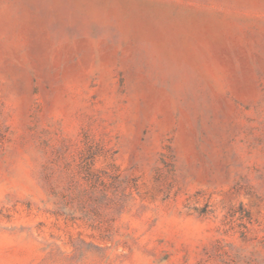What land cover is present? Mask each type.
I'll list each match as a JSON object with an SVG mask.
<instances>
[{
  "label": "rangeland",
  "instance_id": "1",
  "mask_svg": "<svg viewBox=\"0 0 264 264\" xmlns=\"http://www.w3.org/2000/svg\"><path fill=\"white\" fill-rule=\"evenodd\" d=\"M0 264H264V0H0Z\"/></svg>",
  "mask_w": 264,
  "mask_h": 264
}]
</instances>
